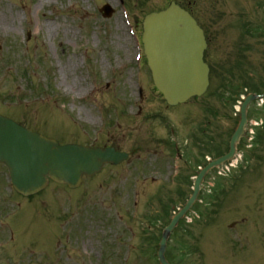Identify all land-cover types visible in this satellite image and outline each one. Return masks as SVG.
<instances>
[{
	"label": "rangeland",
	"instance_id": "1",
	"mask_svg": "<svg viewBox=\"0 0 264 264\" xmlns=\"http://www.w3.org/2000/svg\"><path fill=\"white\" fill-rule=\"evenodd\" d=\"M166 1L0 0V114L60 143L112 144L130 153L79 189L51 183L32 198L10 187L0 165V264L158 263L159 210L182 199L173 185L162 186L172 169L166 127L174 121L181 131L188 164L178 188L188 196L196 173L190 161L223 150L236 121V101L223 106L226 99L217 95L221 75H212L208 94L169 107L155 92L148 67L135 60L145 14ZM105 4L113 9L110 18L100 12ZM195 8L214 65L238 74L235 57L242 75L253 68L250 83L263 91L264 50L258 47L252 58L237 40L245 25L241 13L264 21V0H198ZM255 41L264 44V38ZM211 104L219 115L204 135L199 122ZM249 110L264 117L258 103ZM259 128L254 143L241 146L243 158L234 167L205 178L200 200L170 236L174 264H264V120Z\"/></svg>",
	"mask_w": 264,
	"mask_h": 264
},
{
	"label": "water",
	"instance_id": "2",
	"mask_svg": "<svg viewBox=\"0 0 264 264\" xmlns=\"http://www.w3.org/2000/svg\"><path fill=\"white\" fill-rule=\"evenodd\" d=\"M105 11L108 15L112 12L108 6ZM142 41L154 83L170 105L184 103L206 92L209 86V67L203 59L206 39L201 27L186 10L172 2L166 9L146 16ZM252 98L250 96L243 104L242 120L232 138L230 152L201 171L193 197L166 228L159 251L162 264H169L164 256L167 236L196 199L202 178L210 168L233 156L246 122L247 104ZM125 158L127 154L114 148L61 145L0 115V162L8 166L15 188L26 195L45 187L49 182L47 176L77 187L84 174L91 176L105 163L117 164Z\"/></svg>",
	"mask_w": 264,
	"mask_h": 264
},
{
	"label": "flooded vegetation",
	"instance_id": "3",
	"mask_svg": "<svg viewBox=\"0 0 264 264\" xmlns=\"http://www.w3.org/2000/svg\"><path fill=\"white\" fill-rule=\"evenodd\" d=\"M251 46L252 47H246V45H245V49H244V51H250V53H251V56H252V54H255L256 53V50H254V48H253V44H251ZM208 51V50H207ZM208 55H210V53L208 54ZM206 56H207V53H206ZM231 105V103H229V106ZM205 110H206V115H205V117H204V123H203V127H202V131H203V133H207L208 132V129L211 127V122H210V119H209V115H210V112H209V110H210V107H205ZM209 145V144H208ZM207 147V146H206Z\"/></svg>",
	"mask_w": 264,
	"mask_h": 264
}]
</instances>
